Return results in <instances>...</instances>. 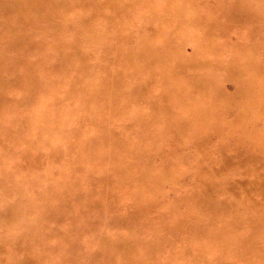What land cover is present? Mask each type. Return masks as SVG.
<instances>
[{
  "label": "rangeland",
  "instance_id": "rangeland-1",
  "mask_svg": "<svg viewBox=\"0 0 264 264\" xmlns=\"http://www.w3.org/2000/svg\"><path fill=\"white\" fill-rule=\"evenodd\" d=\"M0 264H264V0H0Z\"/></svg>",
  "mask_w": 264,
  "mask_h": 264
}]
</instances>
